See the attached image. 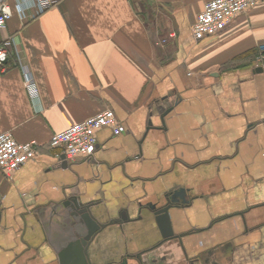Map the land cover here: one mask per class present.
Wrapping results in <instances>:
<instances>
[{"label": "crops", "instance_id": "crops-1", "mask_svg": "<svg viewBox=\"0 0 264 264\" xmlns=\"http://www.w3.org/2000/svg\"><path fill=\"white\" fill-rule=\"evenodd\" d=\"M208 1L60 0L37 15L33 0H9L0 44H18L39 102L10 59L0 133L38 148L0 170V264H264V0L195 40ZM106 109L126 132L98 131L89 160L61 167L51 136ZM181 189L189 205L170 207L174 238L162 242L150 207ZM81 203L117 222L88 255Z\"/></svg>", "mask_w": 264, "mask_h": 264}, {"label": "built area", "instance_id": "built-area-1", "mask_svg": "<svg viewBox=\"0 0 264 264\" xmlns=\"http://www.w3.org/2000/svg\"><path fill=\"white\" fill-rule=\"evenodd\" d=\"M60 0H33L36 14H42L55 8ZM258 4V0H210L197 14L191 27L195 40L217 36L223 32L235 17L247 12ZM18 7V5H17ZM19 15L23 16L22 9ZM12 7L9 0H0V30L6 27L12 17ZM12 59L23 76V85L31 102H39V90L33 79L28 64L24 61L22 52L12 38H7L0 44V71L5 72L7 62ZM255 68L264 69V44L254 62ZM109 129L114 136L126 132L112 110L106 109L86 120L73 124L62 132L51 136L49 146L56 151L58 160L74 162L76 159L89 160L96 149V134L102 129ZM38 144L35 141L18 143L9 132L0 133V170L9 176L25 163L33 160L37 154Z\"/></svg>", "mask_w": 264, "mask_h": 264}, {"label": "water", "instance_id": "water-1", "mask_svg": "<svg viewBox=\"0 0 264 264\" xmlns=\"http://www.w3.org/2000/svg\"><path fill=\"white\" fill-rule=\"evenodd\" d=\"M263 69L261 68H256L255 73H261ZM170 109H166L160 113V120L163 122L164 116L169 113ZM148 125H151V121L148 122ZM62 159V164L61 167L66 168L67 167V162L64 161V157ZM189 205V200L186 196V191L184 189L181 190H175L171 193H169L166 196V204L162 206L161 208L156 209L155 206H151L150 209L153 212L155 216V220L157 222L158 228L161 233V238L162 242H166L169 239L174 238V234L171 228V223H170V217H169V209L171 206H181V207H186ZM77 208V213L79 215V218L77 219V226L83 227L84 228V235L82 237V244L86 248L85 253L88 255V249L91 248L92 244L96 241L98 233L101 232L103 229H105L108 226H111L113 224H116L117 222H109L107 224H101L98 223L97 220L92 216L91 212V206L86 204L83 205L82 203L76 206ZM1 216V214H0ZM138 256V255H137ZM135 257L134 259L140 263V261L143 263L144 259L141 258L138 259V257ZM140 258V256H139ZM200 260V258H198ZM202 259V257H201ZM192 264V262H189Z\"/></svg>", "mask_w": 264, "mask_h": 264}, {"label": "flooded vegetation", "instance_id": "flooded-vegetation-1", "mask_svg": "<svg viewBox=\"0 0 264 264\" xmlns=\"http://www.w3.org/2000/svg\"><path fill=\"white\" fill-rule=\"evenodd\" d=\"M138 257V259H140L141 260V256H140V258H139V256H137ZM164 260H158V264H163L164 262H163ZM126 261L124 260V262L123 263H125ZM144 262L145 263H143V264H149L148 262H152V261H150V259L148 258V260L147 261H145V259H144ZM189 262H192V261H189ZM187 263V262H185L184 264H190V263ZM139 264H141V261H140V263Z\"/></svg>", "mask_w": 264, "mask_h": 264}]
</instances>
